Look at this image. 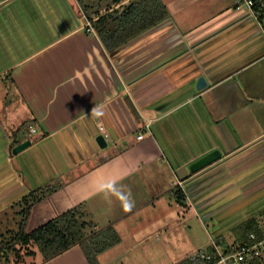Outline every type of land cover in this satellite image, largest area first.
Instances as JSON below:
<instances>
[{
	"label": "crops",
	"instance_id": "1",
	"mask_svg": "<svg viewBox=\"0 0 264 264\" xmlns=\"http://www.w3.org/2000/svg\"><path fill=\"white\" fill-rule=\"evenodd\" d=\"M135 1L0 0V207L17 197L21 214L40 190L27 231L77 208L88 234L112 225L121 236L101 264H175L169 256L201 250L187 233L205 222L198 184L264 185V30L242 1L163 0L167 18L108 49L100 30ZM109 182L131 194L130 212L99 192ZM37 259L89 264L80 245Z\"/></svg>",
	"mask_w": 264,
	"mask_h": 264
},
{
	"label": "trees",
	"instance_id": "2",
	"mask_svg": "<svg viewBox=\"0 0 264 264\" xmlns=\"http://www.w3.org/2000/svg\"><path fill=\"white\" fill-rule=\"evenodd\" d=\"M168 15V9L163 0L131 2L114 17L115 27L110 30L101 29L99 35L104 45L108 49H113L158 24ZM38 191L40 192V190H32L28 196L23 198L24 205L20 211L22 217L18 229L0 233L1 264L23 262L24 257L30 255L35 258L41 255L43 260L47 261L75 245L81 246L89 264H101L98 255L120 242L121 236L112 225L99 228L91 235L88 234L85 228L89 222L81 218L77 208L66 210L27 231L32 203L41 196L37 195ZM253 233L258 239L264 235V209L235 226L229 240L241 244ZM34 245L37 246L36 249L32 248ZM209 247L213 251V247L210 245ZM11 252L15 254L14 259ZM37 254L38 257H36ZM175 264H204V261L190 260L187 256ZM245 264H262V262L254 259Z\"/></svg>",
	"mask_w": 264,
	"mask_h": 264
},
{
	"label": "rangeland",
	"instance_id": "3",
	"mask_svg": "<svg viewBox=\"0 0 264 264\" xmlns=\"http://www.w3.org/2000/svg\"><path fill=\"white\" fill-rule=\"evenodd\" d=\"M261 125L264 127V119L261 120ZM205 182L210 181H204L202 182V184H198L197 187H200L201 191H204L202 196L199 198L198 194L197 198L195 197L196 199L199 198L198 201H196V206H198L197 208H199L201 214H203V217H205V222L204 224H201L200 221H198L197 223H200L201 225L196 224V222H193L192 224L189 222L193 230H187L188 235H197V246H199L201 250L195 251V253L189 255L188 257L190 260H200L196 257H198L199 254L203 253V251H206L210 248L208 245H210L212 239L220 237L226 241H232L229 240V238L231 236V231L233 230V228H235V226L240 224L243 220L258 214L259 212H261V210L264 209V185H262L261 183L254 188H252V186L250 185H247L244 190H247L248 188L249 193L253 189L257 190L258 192L244 198V196H246L248 192H246V194H244L245 192L240 194L239 192L241 188L239 187L236 190L235 185L238 183L237 178L233 183L234 186L232 185V183H229V185H227L226 188L228 190L226 192H224V186L221 187L224 184H217V186H219L215 189H211L206 186L207 189H205L204 186H202L203 184H205ZM56 183L57 182H51L50 188H54ZM192 185L195 186L197 185V183L193 184L191 182L187 187H190ZM37 195H40L39 191L37 192ZM16 198L17 197L6 198L8 199L9 206H7L5 209L3 207H0V211L4 209V211L0 213V233L8 231L9 228L18 229L17 225L19 224L22 215L17 213V210L20 209L19 206H12ZM32 248L36 249L37 246L34 245L32 246ZM21 251L25 252V250ZM186 254V252H183L182 254L178 253L174 254V256H169V261L173 260L180 262L183 260V257H186ZM11 255L14 259L15 254L11 252ZM179 255L180 257L177 258ZM37 262V258L29 256L26 261L24 260L23 262L19 263L16 262L15 264H36Z\"/></svg>",
	"mask_w": 264,
	"mask_h": 264
},
{
	"label": "built area",
	"instance_id": "4",
	"mask_svg": "<svg viewBox=\"0 0 264 264\" xmlns=\"http://www.w3.org/2000/svg\"><path fill=\"white\" fill-rule=\"evenodd\" d=\"M242 1L249 12L257 18L259 24L264 30V0H238ZM85 26H89V30H93L89 21H83ZM148 122L146 128H149ZM30 132H36L35 126L29 127ZM144 131L139 132L138 137L142 138ZM183 181H179L182 185ZM210 249L203 251L198 257L204 261V264H245L248 261L259 259L264 264V235L258 239L256 234H251L249 239L240 243L234 241H226L223 238L212 239Z\"/></svg>",
	"mask_w": 264,
	"mask_h": 264
},
{
	"label": "water",
	"instance_id": "5",
	"mask_svg": "<svg viewBox=\"0 0 264 264\" xmlns=\"http://www.w3.org/2000/svg\"><path fill=\"white\" fill-rule=\"evenodd\" d=\"M206 79L204 78V76H201L199 78V83H198V88L204 87L206 85ZM98 140L100 142V144L106 145V140L104 138V136L102 134H100L98 136ZM31 144V140H25L24 142H21L20 144L16 145L13 148V152L17 153L19 151H21L22 149L26 148L27 146H29ZM221 151L219 150H214L212 152H209L208 154H205L204 156H201L200 159L192 162L188 168L193 171V172H198L201 170V168L211 164L212 162H214L216 159H218L220 157ZM183 171H185V174H183ZM187 169H185V167H181V171H179L180 176H185L187 175ZM0 264H1V260H0Z\"/></svg>",
	"mask_w": 264,
	"mask_h": 264
},
{
	"label": "clouds",
	"instance_id": "6",
	"mask_svg": "<svg viewBox=\"0 0 264 264\" xmlns=\"http://www.w3.org/2000/svg\"><path fill=\"white\" fill-rule=\"evenodd\" d=\"M92 115L99 118L103 117L105 113L103 109L94 107L92 109ZM99 192L103 193L105 198H109V196L116 197L119 200L124 212H130L135 206V201L132 199L131 194L129 192H125L123 190V186L118 185L116 182H109L101 185Z\"/></svg>",
	"mask_w": 264,
	"mask_h": 264
}]
</instances>
